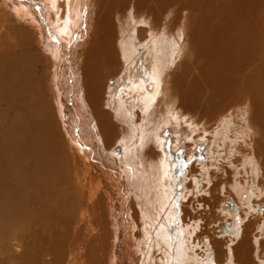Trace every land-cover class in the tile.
<instances>
[{
    "label": "bare ground",
    "instance_id": "1",
    "mask_svg": "<svg viewBox=\"0 0 264 264\" xmlns=\"http://www.w3.org/2000/svg\"><path fill=\"white\" fill-rule=\"evenodd\" d=\"M17 1L0 2V264H219L189 200L222 166L245 231L236 261L264 264L249 220L264 198V0ZM174 125L176 146L213 132L180 191Z\"/></svg>",
    "mask_w": 264,
    "mask_h": 264
},
{
    "label": "rangeland",
    "instance_id": "2",
    "mask_svg": "<svg viewBox=\"0 0 264 264\" xmlns=\"http://www.w3.org/2000/svg\"><path fill=\"white\" fill-rule=\"evenodd\" d=\"M1 1H3V2H5L7 5H8V7H9V9H13L15 6H17V5H19V3H21V2H19V1H17V0H0V2ZM16 3V5H14ZM22 3H24V4H26L27 5V3L26 2H22ZM95 4V3H94ZM182 5V3H180V2H177L174 6H173V11H175V10H177V11H175V17H181V16H184V15H186V13H188L189 14V11L188 10H186V9H183V7L181 6ZM177 6V7H176ZM180 8V9H179ZM179 10V11H178ZM181 10V11H180ZM183 10V11H182ZM185 10V11H184ZM176 12H178V14L176 13ZM179 12H181V13H179ZM185 12V13H184ZM177 15V16H176ZM180 15V16H179ZM39 19V18H38ZM26 24V20H22L21 21V24ZM28 23V22H27ZM40 26L42 27V32H43V36H45L46 37V32H45V27L44 26H42L43 24H42V21L40 20ZM23 24V25H24ZM16 29V31H20L19 29H17V28H15ZM19 34H22V33H19ZM46 48L47 49V47H46V45L45 46H43V48ZM41 50V49H40ZM46 51V50H45ZM40 53L41 54H45V52L43 51V50H41L40 51ZM195 58V56L193 55V53L191 52V56H189V58H185V61L184 62H186L183 66H188V63H189V66H188V68H189V75H191L190 74V71H192V74L195 76L196 74H198V69H195V60L196 59H194ZM191 59V60H190ZM180 63H181V61H180ZM193 64H194V66L195 67H193ZM40 67H42L43 66V64L41 63V61H39V64H38ZM196 70V71H195ZM197 72V73H196ZM193 75H191V76H193ZM120 78V77H119ZM116 80H118V76L116 77H113L112 79H110V82H109V84H108V92H110L111 91V93H112V90H113V88H114V85L116 84ZM125 89V88H124ZM55 95H56V98H58L59 97V93L57 92V91H55ZM248 112L249 111H246V115L248 114ZM246 115L244 116V117H246ZM62 119V118H61ZM181 122H183L182 120H180L178 123H179V125H180V127L182 128V127H184V122L183 123H181ZM233 123V122H232ZM243 123H244V125H243ZM204 124H206V123H204ZM236 124H238V123H236ZM240 124H241V127L243 128L242 130H244V133L247 135V139L250 137V135H251V133H248L247 132V130H249L250 128L246 125V123H245V121H243V122H240ZM183 125V126H182ZM175 127V128H174ZM180 127H177L176 125H174V126H171L170 127V130L171 131H174V132H176V133H173V134H171V132H169V131H167V133H166V135H165V137H166V139L167 140H169V141H172L173 143L171 144V145H175L176 146V142H174V139H172L171 137H172V135H177L178 134V131H179V128ZM246 127H247V130H246ZM210 133H209V135L208 136H206V137H203V136H201V135H199L198 134V136H201V137H203L204 139H201V137L199 138V140H202V145L201 146H203V147H201V148H198V147H196V146H193L192 145V143H190L189 144V140L190 139H192V140H194L196 137H194L195 135L194 134H192L193 135V137H192V135H190V136H188L187 138H186V141L184 142V143H182L181 145H178L177 144V146H176V149H175V152H176V156H174L175 158H173V163L175 164V166L177 165V167H176V172H175V177H178V178H180V179H183V185L181 186V188L179 189V191L186 185V184H188V182H189V184H190V182H191V180H189V170L194 166V168H193V170H194V172H195V174H194V176H199V178H201V176H200V174H198V172H196V171H198V168H200V165H202V164H204L205 163V160L207 159V157L209 156V150H211V148H212V146H213V141L211 140V141H209V136H210V134H212L213 132L212 131H209ZM248 134H249V136H248ZM180 137H182L183 138V136L182 135H180ZM208 137V138H207ZM188 138H190V139H188ZM172 139V140H171ZM184 139V138H183ZM204 140V141H203ZM204 144V145H203ZM182 146V147H181ZM114 148H115V150H114V155H117L118 157L117 158H119V155L121 154V152H122V148H121V146L120 145H116V146H114ZM181 148V149H180ZM262 149H264V147H261ZM196 149H198V150H196ZM200 149V150H199ZM216 149V146H215V148H214V150ZM183 150V151H182ZM182 151V152H181ZM264 151V150H263ZM178 152V153H177ZM218 152V151H217ZM217 152H214V156H216V155H218L219 154V152L217 153ZM217 153V154H216ZM205 157V158H204ZM238 158V159H237ZM237 158H236V160L238 161L239 159H241V157L239 156H237ZM206 162H207V160H206ZM209 162V161H208ZM197 163V164H196ZM198 163H199V165H198ZM221 163H222V161H221ZM196 164V165H195ZM223 164V163H222ZM222 164H220V166L222 165ZM224 165V164H223ZM236 165H238L237 163H236ZM179 167V168H178ZM180 169V170H179ZM223 170V171H222ZM211 174H210V173ZM209 172H205V175H209V176H207V182L206 181H203L202 182V187H201V190H202V188H205L203 191H206V192H204L205 194H202L201 196H199L198 198L199 199H202L203 201H201V203H198L196 200H195V198H194V196H192L193 198H191L190 197V208H191V210L193 211L192 212V215L196 218V219H204V220H202L201 221V223L205 226V229H206V232H203L204 234H205V241H206V243L205 244H208V246H210L211 248H210V250H207V249H205L206 250V253L208 252V254H213L212 256H215L216 254L218 255V251H216L214 248H213V246H212V244H214L215 242H217V241H222V243H223V246H222V249H221V254H222V258H221V261L219 260V257H217V255L215 256V261H216V259L218 260V262H219V264H238L237 263V261H236V258H235V251H234V248L236 247V245H237V243H238V241L241 239V238H243V236L242 235H244V233L243 232H245V231H242V230H244V228L243 227H241V226H239L240 228H238V224L241 222V220H242V213H241V211L239 210V205H238V203L237 202H235V199H234V196L233 195H230V194H232V190L230 189V184H232L233 183V180H234V177L232 176V174L231 173H227V171H226V166H222L221 167V171H217V169H216V167H213V168H211L210 170H209ZM224 173V174H223ZM222 174V175H221ZM230 174V175H229ZM211 175V176H210ZM213 175V176H212ZM224 175V176H223ZM218 176V177H217ZM182 177V178H181ZM212 178V179H211ZM210 180V181H209ZM229 180V181H228ZM218 182V183H217ZM201 183V182H200ZM205 183H207V184H205ZM209 183V184H208ZM217 183V184H216ZM188 184V185H189ZM224 185H227L228 187H226V186H224ZM223 186V187H222ZM214 187H215V189H214ZM218 187V188H217ZM210 188V189H209ZM222 188V189H221ZM207 189V190H206ZM226 189V190H225ZM210 190V191H209ZM212 190V191H211ZM214 190V191H213ZM223 190H224V192H223ZM220 191H222V192H220ZM210 192V193H209ZM217 192V193H216ZM206 193H207V195H206ZM209 193V194H208ZM212 193V194H211ZM214 193V194H213ZM216 193V194H215ZM222 194H223V197H222ZM204 195H206V196H204ZM209 195H212V197L211 196H209ZM208 196V197H207ZM229 196V197H228ZM208 198L210 199V200H208ZM231 198V199H230ZM211 199H214V200H211ZM260 200V202H258V200L256 201L255 199L254 200H252V202H255L256 201V203L255 204H253V203H251V206L254 208V211L255 212H257L256 213V215H255V212L252 214H250V218H249V220H253V224H254V226L252 225V227H251V229H252V233H250V238H251V240H252V245H253V247L255 248V250H256V252H257V254H254V256H255V258H256V260L258 261H261L262 263H264V250L262 249L263 247H264V235H261V232L260 231H258V226H259V223L261 222L260 221V216H261V218L264 216V198H261V199H259ZM212 201V203H210ZM214 201V202H213ZM203 202V203H202ZM204 202L206 203V204H204ZM263 202V203H262ZM209 203V204H208ZM218 203H219V205H218ZM235 203V204H234ZM259 203H260V205H259ZM202 204V205H201ZM211 204H212V207H211ZM214 204H215V207H214ZM201 205V206H200ZM204 205V206H203ZM198 206V207H197ZM199 206H200V208H199ZM217 206V207H216ZM196 207V208H195ZM201 207H203V208H201ZM220 207V208H219ZM256 207H257V210H256ZM259 207H260V209H259ZM199 209H200V211H199ZM203 212H202V211ZM223 210V211H222ZM198 212V213H197ZM211 212V213H210ZM217 212V213H216ZM219 212V213H218ZM236 212V213H235ZM193 213H195V214H193ZM202 213V214H201ZM206 213V214H205ZM216 213V214H215ZM221 213V214H220ZM200 214V215H199ZM204 214H205V216H204ZM212 214V215H211ZM214 214V215H213ZM218 214V215H217ZM258 214H259V216H258ZM202 215V216H201ZM217 215V216H216ZM255 216V217H254ZM213 217V218H212ZM221 217V218H220ZM230 217V218H229ZM226 218V219H225ZM228 218V219H227ZM254 218V219H253ZM235 219V220H234ZM248 220V221H249ZM248 221H246L247 223H248ZM257 221L259 222V223H257ZM233 224V225H230V224ZM237 224V226L235 227V225ZM240 225H243V224H240ZM228 226H229V228H228ZM234 226V228H232V227ZM227 228V229H226ZM235 229V230H234ZM254 229V230H253ZM138 230V229H137ZM136 229H135V231L133 230L132 231V236H133V234H134V236L137 234V231ZM227 230V231H226ZM233 230V231H232ZM237 232V234L239 233V238H238V240L236 241L235 240V236H237V234L235 233V232ZM254 231V232H253ZM233 232V233H232ZM258 232V233H257ZM260 232V233H259ZM234 233H235V235H234ZM243 233V234H242ZM207 234V235H206ZM233 234V235H232ZM246 234V233H245ZM241 235V236H240ZM253 235V236H252ZM257 235V236H256ZM233 236H234V238H233ZM238 237V236H237ZM257 237H259V238H262V239H258ZM206 238H207V240H206ZM223 238V239H222ZM254 238V239H253ZM256 238L258 239V240H256ZM3 240V239H2ZM233 240H235V241H233ZM254 240V241H253ZM17 241V242H16ZM232 241V242H231ZM260 241V242H259ZM7 242H9V248H10V251L13 253V254H16V253H19V252H21L22 251V248L20 247V242L18 241V240H14V241H12V242H10V240L9 241H7ZM235 242H236V244H235ZM254 242H257L256 244L254 243ZM19 243V244H18ZM210 243V244H209ZM204 244V243H203ZM259 244V245H258ZM222 245V244H221ZM256 245H257V247H256ZM261 245V246H260ZM263 245V246H262ZM202 246V245H201ZM235 246V247H234ZM260 247V248H259ZM16 248H17V250H16ZM232 248V249H231ZM19 249V250H18ZM228 249H230V250H228ZM214 250V251H213ZM17 251V252H16ZM234 251V252H233ZM263 251V252H262ZM16 252V253H15ZM211 252V253H210ZM213 252H215V253H213ZM229 252H231V253H229ZM232 252H233V254H232ZM259 252H261V253H259ZM229 254V255H228ZM259 254V255H258ZM231 255V256H230ZM234 255V256H233ZM226 256L228 257V258H230L229 260H228V258H226ZM233 256V257H232ZM258 257H260V258H258ZM232 258V259H231ZM234 258V259H233ZM223 259H224V261H223ZM227 259V260H226ZM76 260H78L77 259V257H76ZM255 260V261H256ZM228 261H230V262H228ZM236 261V262H235ZM256 261V262H257ZM258 263V262H257Z\"/></svg>",
    "mask_w": 264,
    "mask_h": 264
}]
</instances>
